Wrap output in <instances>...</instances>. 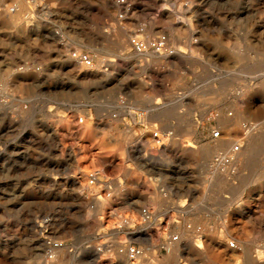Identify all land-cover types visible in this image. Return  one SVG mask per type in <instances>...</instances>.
Instances as JSON below:
<instances>
[{"label": "rangeland", "instance_id": "1", "mask_svg": "<svg viewBox=\"0 0 264 264\" xmlns=\"http://www.w3.org/2000/svg\"><path fill=\"white\" fill-rule=\"evenodd\" d=\"M214 129L256 152L207 150ZM185 236L236 241L216 264L264 249V0H0V264H186Z\"/></svg>", "mask_w": 264, "mask_h": 264}, {"label": "bare ground", "instance_id": "2", "mask_svg": "<svg viewBox=\"0 0 264 264\" xmlns=\"http://www.w3.org/2000/svg\"><path fill=\"white\" fill-rule=\"evenodd\" d=\"M22 1V0H21ZM28 1V0H27ZM15 2V0H14ZM28 4V3H27ZM30 5V4H29ZM26 6V5H25ZM16 7V6H15ZM30 7V6H29ZM29 9V8H28ZM17 10V9H16ZM20 10V8H19ZM20 12V11H19ZM15 17V16H14ZM172 19V17H171ZM19 20V19H18ZM170 20V19H169ZM12 21V19H11ZM184 29V28H183ZM148 48H153L152 47V43H150L147 48L145 50H137L138 52H144L146 51ZM143 55V54H142ZM79 57V55H78ZM80 59V57H79ZM75 62V61H74ZM85 62V61H84ZM101 68V67H100ZM87 72V71H86ZM93 72V71H92ZM25 73V72H24ZM101 73V72H100ZM92 75V74H91ZM97 78V77H96ZM261 92V91H260ZM262 93V92H261ZM254 109V108H253ZM253 111V110H252ZM225 116V115H224ZM69 117V116H67ZM234 119V118H233ZM83 119H82V124H79L78 126H74L72 127L71 126V121L70 120H66L64 122V127L66 129H69L70 131L72 129H74V132H73V135H83L84 138H90L94 133H93V127L90 125L89 122H84L83 123ZM222 123L223 125H226V127L232 129V120L229 116H225V117H222ZM73 122V121H72ZM235 124V123H234ZM153 132L152 134V138L153 139H156L158 137V140H161L160 137H159V132ZM69 133V132H68ZM67 133V134H68ZM237 134V133H236ZM253 134V133H252ZM95 135V134H94ZM72 136V135H71ZM222 136V135H221ZM220 136V137H221ZM248 136L251 137V130L250 132H248ZM162 137V136H161ZM213 138L214 139V142L213 144L211 145H208L207 146V150H213V151H220L222 149L223 146H227L229 148H232L233 147V141H235L237 138L236 135H232L230 137H226V138ZM65 138V137H64ZM260 138V137H259ZM147 139V138H146ZM257 139V138H256ZM255 139V140H256ZM260 140V139H259ZM156 141V140H155ZM92 142V141H91ZM160 142V141H159ZM254 141H249V144H248V147L243 151V149L241 151H239L241 149V145L239 144H236L234 145L233 147V150L235 152L239 151V154L238 156H240L241 154L242 155H247V153L250 155H254L253 153L256 152L257 148L256 146L252 143ZM257 142V141H256ZM149 143V141H148ZM186 143L188 146H194L195 145V142L192 140V139H187L186 140ZM211 143V142H210ZM233 143V144H232ZM236 143V142H235ZM95 146H98V147H106L107 146V143L105 141H96ZM237 146V148H236ZM84 147V146H83ZM187 147V146H186ZM260 147V146H259ZM78 148V147H77ZM76 148V149H77ZM79 150V149H77ZM161 151V149H160ZM79 152V151H78ZM113 152V154H117L115 151H111ZM115 152V153H114ZM81 153H77V154H74L75 156H78L80 155ZM119 155V154H117ZM219 155V154H218ZM238 156L237 155H233V154H230V155H219V157L217 159H219L222 163V162H226V163H229V162H232L233 164L236 163L237 159H238ZM84 162L83 165L80 164V161ZM105 163V162H104ZM231 163V164H232ZM77 164H78V170H79V174L80 176L78 177L79 179V182L83 183L84 187H92V185L94 184V180L91 181V178L95 179L96 181H98V178H97V172L100 171V159L97 160V162H95L93 159L89 160L85 157H81L80 159L77 158ZM99 166V167H98ZM82 185V184H81ZM100 201V200H99ZM99 207V206H98ZM141 208V207H139ZM137 209V208H136ZM184 209V208H183ZM140 210V209H139ZM99 211V210H98ZM180 212V211H179ZM96 213V212H95ZM94 213V214H95ZM145 219V217H143ZM141 214L137 211H133V212H130V214L126 217V218H122V219H116V221L112 222L113 225H119V226H125V225H131V224H140L141 225ZM150 219V218H149ZM143 221V220H142ZM97 222V221H96ZM148 222V221H147ZM150 222V221H149ZM146 223V222H145ZM144 226V225H143ZM152 226V225H151ZM195 226V225H194ZM148 227V226H147ZM141 228V227H140ZM240 228V227H239ZM139 229V228H138ZM180 229V228H179ZM183 230V229H182ZM195 230V229H194ZM244 230V229H243ZM141 231V230H140ZM146 231V230H145ZM185 231V230H184ZM200 231V230H199ZM237 232V231H236ZM141 233V232H140ZM143 233V232H142ZM147 233V232H146ZM190 233V232H188ZM226 233V232H225ZM241 233V232H240ZM179 234V233H177ZM148 235V234H147ZM181 235V234H180ZM177 236V235H176ZM187 236V235H186ZM183 237L180 241L177 240V242H172L170 244H172L171 246V249L172 251L176 254V255H180V252L182 251V249H184L186 251V256H188V262L186 264H199L201 261L197 259V257L200 255L201 252H206L208 254V257H209V260L206 262V264H216L215 260L212 258L213 254L217 255L219 258H225V256H228V257H232L234 255V248H236V245L235 242L236 241H231L229 239H226L225 236H221V237H218V238H211L210 240L208 241H205V240H202V239H197L195 238L196 242L193 243L191 239H189V237ZM204 236V235H203ZM234 236V235H233ZM200 237V236H199ZM216 237V236H215ZM248 237V236H247ZM149 238V237H148ZM157 238V237H156ZM155 238V239H156ZM180 238V237H179ZM193 238V237H192ZM203 238V237H202ZM150 239V238H149ZM153 239V238H151ZM160 239V238H159ZM174 239H178V238H174ZM173 239V240H174ZM238 239V238H237ZM241 239V238H240ZM244 239V238H243ZM239 240V239H238ZM248 240V239H247ZM154 241V240H153ZM170 241V240H169ZM152 242V241H151ZM247 242V241H246ZM253 242V241H251ZM244 244V243H243ZM247 245V244H246ZM119 246V245H118ZM258 246V245H257ZM250 249L251 247L247 246L246 247V250L244 251V260H245V263L244 264H264V249H262L257 256L253 257L252 258V254L250 252ZM134 251V250H133ZM112 252V251H111ZM121 254L120 256L122 257L123 261L124 262H127L131 256H136L135 253H132V251H129L128 248H123L121 250ZM237 252V251H236ZM235 252V253H236ZM107 253V252H105ZM110 253V252H109ZM114 253V252H113ZM108 254V253H107ZM94 255V254H93ZM108 258V261L110 262V260H112V255L110 256L109 254L106 255ZM172 256V255H171ZM182 257V256H181ZM132 258V257H131ZM217 258V257H216ZM221 258V259H222ZM242 258V257H241ZM120 259V258H119ZM118 259V261H119ZM231 259V258H230ZM115 260V259H114ZM184 260V259H183ZM206 260V259H205ZM243 260V259H242ZM241 260V261H242ZM41 261V260H40ZM39 261V264H46L44 263V261L42 260V262L40 263ZM72 261V260H71ZM101 261V260H100ZM106 261V260H105ZM145 261V260H144ZM185 261V260H184ZM200 261V262H199ZM49 262H52L51 264H59V263H55L53 260L49 261ZM103 262V260L101 261ZM178 262V261H177ZM229 262V261H228ZM114 263V262H113ZM138 262L136 261V264ZM238 263V262H237ZM49 264V263H48ZM125 264V263H124ZM179 264V263H178ZM219 264V263H218ZM226 264V263H225ZM233 264V263H232Z\"/></svg>", "mask_w": 264, "mask_h": 264}, {"label": "built area", "instance_id": "3", "mask_svg": "<svg viewBox=\"0 0 264 264\" xmlns=\"http://www.w3.org/2000/svg\"><path fill=\"white\" fill-rule=\"evenodd\" d=\"M164 41H165V37L161 36V37L158 38L157 41L152 42V47H153L155 50L159 51L160 49H162L163 44H164ZM132 43H133V45H134V47H135V50H141V51H142V50H145V49L147 48V46H148V44L145 43L143 40H141L138 36L134 37V39L132 40ZM79 57H80L81 59H83V61L86 60V61L90 64V61H89V59H88L87 56L82 57V55H79ZM87 59H88V60H87ZM232 114H233V113H231V114H229V115H232ZM221 134H222V133H221V130H219V129H214V130L212 131L211 137H212V138H218V137L221 136ZM236 148H237V146H236Z\"/></svg>", "mask_w": 264, "mask_h": 264}]
</instances>
